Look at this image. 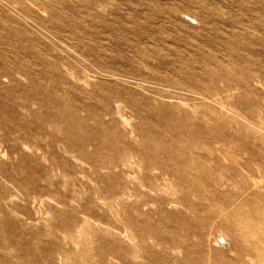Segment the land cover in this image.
<instances>
[{
	"label": "rangeland",
	"instance_id": "374dc122",
	"mask_svg": "<svg viewBox=\"0 0 264 264\" xmlns=\"http://www.w3.org/2000/svg\"><path fill=\"white\" fill-rule=\"evenodd\" d=\"M258 243L264 0H0V264L263 263Z\"/></svg>",
	"mask_w": 264,
	"mask_h": 264
},
{
	"label": "bare ground",
	"instance_id": "6f19581e",
	"mask_svg": "<svg viewBox=\"0 0 264 264\" xmlns=\"http://www.w3.org/2000/svg\"><path fill=\"white\" fill-rule=\"evenodd\" d=\"M218 235V234H217ZM217 241V240H216ZM218 242V245L220 246L219 247V249L224 253L225 251H229V252H232V247H231V245H230V243H229V238H228V236L225 234V233H221L220 235H219V240L217 241ZM259 244V245H258ZM258 244H256L257 246H258V249L260 250V249H262L263 251H264V247L262 246L261 247V245H260V243H258ZM255 245V246H256ZM216 246V245H215ZM253 249V248H252ZM250 250V249H249ZM254 250V249H253ZM247 252V251H246ZM232 255V254H231ZM238 255V254H237ZM237 255L236 254H233V257H237ZM239 256L240 255H238V258H239ZM264 254H262V258H263V260H264ZM249 257V256H248ZM248 260V262H251V264H264V261H263V263H261V262H258V261H256V260H254V258H251V257H249V259H247ZM261 261V260H260Z\"/></svg>",
	"mask_w": 264,
	"mask_h": 264
}]
</instances>
